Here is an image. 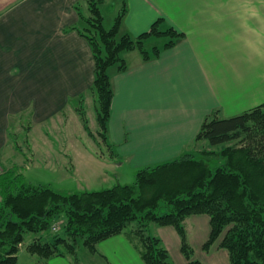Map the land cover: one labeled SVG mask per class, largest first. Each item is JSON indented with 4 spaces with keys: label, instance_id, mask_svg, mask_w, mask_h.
I'll return each mask as SVG.
<instances>
[{
    "label": "crops",
    "instance_id": "1",
    "mask_svg": "<svg viewBox=\"0 0 264 264\" xmlns=\"http://www.w3.org/2000/svg\"><path fill=\"white\" fill-rule=\"evenodd\" d=\"M81 1L0 0V155L10 144L13 122L23 116L32 123L31 137L48 124L87 131L79 107L72 105L79 100L93 107L87 96L95 81L93 51L75 30L82 27L76 10ZM104 1L114 5L108 12L112 21L104 14L106 29L125 10L120 35L136 39L159 21L160 31L173 29L182 37L173 39L171 47L158 48L150 60L139 51L125 52L126 69H109L114 95L107 136L116 154L104 156L102 166L128 165L130 177H136L144 167L194 153L209 115L230 118L264 104V0ZM153 226L150 232L162 240L172 262L188 264L177 230ZM186 229L190 244L204 249L210 218L194 215L186 220ZM98 249L122 264H144L138 245L126 235L104 241ZM223 250L214 246L211 253ZM223 256L229 257L228 251ZM72 260L61 256L48 264H74Z\"/></svg>",
    "mask_w": 264,
    "mask_h": 264
},
{
    "label": "trees",
    "instance_id": "2",
    "mask_svg": "<svg viewBox=\"0 0 264 264\" xmlns=\"http://www.w3.org/2000/svg\"><path fill=\"white\" fill-rule=\"evenodd\" d=\"M104 2L77 4L82 27L75 30L92 47L95 81L90 91L95 96L99 135L113 150L107 136L114 95L109 69H126L125 52L139 51L145 60L157 56V48L149 54L144 47L151 37L182 35L173 29L160 31L159 21L136 39L120 35L125 10L106 29ZM173 44L172 40L166 47ZM78 111L91 133L82 104ZM8 135L21 150L19 136L12 130ZM195 142H207L211 148L199 156L185 153L173 161L144 167L133 184L102 191L65 195L50 185L30 182L22 171L8 170L0 176V264H18L24 247L39 258L38 264L68 255L77 261L80 238L85 247L97 252L100 243L120 235L139 241L144 264H174L162 240L150 232L152 225L174 227L190 260L186 220L194 215L210 218L205 250L214 246L227 250L230 264H264V104L230 118L209 115ZM62 218L63 229L54 232ZM133 224L137 225L128 231ZM28 234L34 237L25 245Z\"/></svg>",
    "mask_w": 264,
    "mask_h": 264
},
{
    "label": "rangeland",
    "instance_id": "3",
    "mask_svg": "<svg viewBox=\"0 0 264 264\" xmlns=\"http://www.w3.org/2000/svg\"><path fill=\"white\" fill-rule=\"evenodd\" d=\"M113 6V4L109 5L105 3L102 7L103 15L105 14V16H107L106 21L110 22L113 19L114 15L108 13L114 11ZM106 23L105 26H107ZM173 39L174 37L169 35L153 37L145 43V50L153 53L156 48L160 49L165 47L166 44ZM87 96L88 98H92V103H90L93 107L86 108L85 102L79 100L72 101V105L74 104V106L80 108L82 104L83 111L88 114L90 121L89 126L91 128L89 130L91 133L84 130L76 132L74 128L66 130L62 129L61 126L54 128L52 125L48 124L34 130L31 137L30 133L26 132V129L30 126V120L25 116L15 120L13 122L14 126L12 132L19 136L18 142L21 150H17L11 140L10 144H7L3 148L2 154L0 155V176L14 168L19 171L23 169L22 172L30 182L50 185L56 191L65 195L86 190L102 191L111 189L119 184H133L136 177H130L131 172L127 168L128 165L121 169L116 167V163H114V167L111 169L100 164L99 161L103 163L101 159L104 156L113 157L116 151L109 149L99 135L95 96H93L91 91L87 93ZM86 103L89 106V101ZM77 136H79L78 139ZM46 137L48 138L49 144L46 142ZM43 138L45 139V143H43ZM31 140H33V143ZM203 143L204 142H200L196 144L195 154L198 156L203 151L209 150L210 146H204ZM220 148L221 147H218L216 149ZM31 152L33 154L35 153L34 158L29 156ZM22 154L23 156H21ZM26 157L33 162H30L29 159L27 160ZM64 223L65 218L58 221L62 229ZM136 225L137 224H133L127 230L130 231ZM190 230L189 228V231ZM33 237V234H28L26 236L25 245L29 244ZM133 239L136 246L138 245L139 247V241L136 238ZM207 240L208 239H206L205 242H207ZM196 243L199 242L197 241ZM188 244L192 249L190 260L183 252L188 264L191 261H199L201 264H212L213 262L214 264H230L229 257L223 256L224 251L227 250H223L219 253L213 251V253H211L212 248L207 251L202 249V245L196 246L193 242L191 245L189 240ZM22 252L25 253V255L23 259H21V264H38L39 258L37 256L31 255L26 249H23ZM109 254L110 253L107 252L103 253L101 249H98L97 252L91 251L89 248L85 247L83 240L80 238L76 251L77 261L75 257L68 256L74 260V264H122L118 257ZM102 255H105V257ZM209 255L218 256H215L216 258H214V261H209Z\"/></svg>",
    "mask_w": 264,
    "mask_h": 264
},
{
    "label": "built area",
    "instance_id": "4",
    "mask_svg": "<svg viewBox=\"0 0 264 264\" xmlns=\"http://www.w3.org/2000/svg\"><path fill=\"white\" fill-rule=\"evenodd\" d=\"M54 232H57L60 230V225L59 224H55L53 229H52Z\"/></svg>",
    "mask_w": 264,
    "mask_h": 264
}]
</instances>
